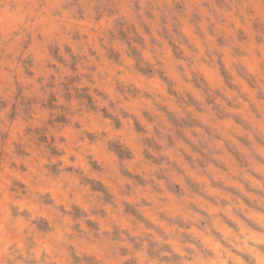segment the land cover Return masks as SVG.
<instances>
[{
    "label": "clouds",
    "instance_id": "clouds-1",
    "mask_svg": "<svg viewBox=\"0 0 264 264\" xmlns=\"http://www.w3.org/2000/svg\"><path fill=\"white\" fill-rule=\"evenodd\" d=\"M0 264H264V0H0Z\"/></svg>",
    "mask_w": 264,
    "mask_h": 264
}]
</instances>
